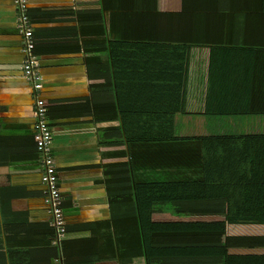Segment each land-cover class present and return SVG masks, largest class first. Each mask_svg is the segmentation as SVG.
<instances>
[{"label": "crops", "instance_id": "0c3cea01", "mask_svg": "<svg viewBox=\"0 0 264 264\" xmlns=\"http://www.w3.org/2000/svg\"><path fill=\"white\" fill-rule=\"evenodd\" d=\"M207 1L155 0L152 9L140 10L143 23L142 14L133 11L122 21L113 11L103 12L110 30L106 34L92 18L101 11L100 0H28L65 216L66 233L55 246L33 138V94L22 72L18 13L15 0H0V253H5L6 264H10L9 254L11 264H55L60 256L66 264H143L131 185L198 181L200 157L192 152L196 145L184 144V155L169 166L167 176L158 170L161 166L143 160L140 145H131L129 152L102 145L104 135L111 141L120 127L113 82L100 77L108 58L87 55L85 49L104 45L109 36L132 38L146 30L149 37L172 44L236 47L237 59L225 60L228 69L243 62L239 54L251 51L264 72L262 56L252 52L264 54V29L255 28L261 19V0H241L238 16L225 0ZM211 12L220 17L215 27ZM260 84L263 94L264 81ZM207 88L205 74L202 89L196 92L206 97ZM196 92L191 89L190 100H195ZM126 167L133 170V180ZM234 223L246 231L264 225V220Z\"/></svg>", "mask_w": 264, "mask_h": 264}, {"label": "trees", "instance_id": "16d2710c", "mask_svg": "<svg viewBox=\"0 0 264 264\" xmlns=\"http://www.w3.org/2000/svg\"><path fill=\"white\" fill-rule=\"evenodd\" d=\"M113 1L112 10V0H100L101 11L92 17L106 34L110 30L103 12L113 11L122 21L129 11L142 14L141 9H152L155 0ZM225 1L237 16L242 14L241 0ZM217 13L211 12L213 27L221 23ZM259 17L255 28L264 29V0ZM120 37L109 36L104 45L85 49L87 55L108 58L100 77L113 82L120 127L111 141L105 134L102 145L124 147L128 152L131 145H140L141 152L191 143L201 162L198 181L131 185L143 264H264V225L244 231L234 223L264 220V93H259L264 72L251 51L239 54L243 62L228 69L225 60L237 59L236 47L172 44L149 37L146 30L132 38ZM252 52L264 62L261 51ZM200 65L208 88L205 100L196 103L197 98L190 100L191 89ZM151 155L141 152L144 161L161 166L158 170L169 176L171 164L166 166L159 152ZM124 171L133 180V170L126 167ZM51 250V257L56 256ZM7 259L11 264V254ZM4 261L2 251L0 264Z\"/></svg>", "mask_w": 264, "mask_h": 264}, {"label": "built area", "instance_id": "2783aa9c", "mask_svg": "<svg viewBox=\"0 0 264 264\" xmlns=\"http://www.w3.org/2000/svg\"><path fill=\"white\" fill-rule=\"evenodd\" d=\"M15 6L18 13V33L23 43L24 62L22 72L33 94V138L37 153L40 156L41 183L45 188L44 201L55 236L52 244L58 246L66 233V229L63 200L59 190L58 172L51 151L53 132L49 122L46 101L42 97L43 84L38 67V57L35 52L34 28L27 15L29 8L28 0H15ZM55 264L66 263L60 256L56 259Z\"/></svg>", "mask_w": 264, "mask_h": 264}, {"label": "rangeland", "instance_id": "374dc122", "mask_svg": "<svg viewBox=\"0 0 264 264\" xmlns=\"http://www.w3.org/2000/svg\"><path fill=\"white\" fill-rule=\"evenodd\" d=\"M204 76L205 74H203V66L200 65L199 69L192 81V88L193 90L196 92L199 89H202V83L204 81ZM204 97V94H202L201 91L197 92V95L195 96V98H197L195 101L197 100H201ZM200 98V99H199ZM202 101V100H201ZM196 103H200V102H196ZM185 150L184 144H176V145H161V146H156V147H152V148H144V150H141V152L145 153V156H147V154H150L152 152H156V153H160V158L164 161V163L166 164V166L168 165H172L173 163L177 162L178 160H181V156L184 155V153L182 151ZM169 154L170 156L166 157V154ZM144 156V157H145ZM153 156V155H151Z\"/></svg>", "mask_w": 264, "mask_h": 264}, {"label": "bare ground", "instance_id": "6f19581e", "mask_svg": "<svg viewBox=\"0 0 264 264\" xmlns=\"http://www.w3.org/2000/svg\"><path fill=\"white\" fill-rule=\"evenodd\" d=\"M32 23V22H31Z\"/></svg>", "mask_w": 264, "mask_h": 264}]
</instances>
